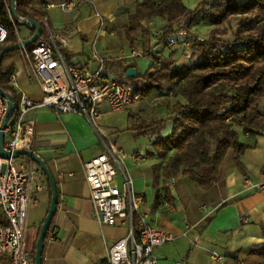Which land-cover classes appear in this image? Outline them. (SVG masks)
Returning <instances> with one entry per match:
<instances>
[{"label": "crops", "instance_id": "obj_1", "mask_svg": "<svg viewBox=\"0 0 264 264\" xmlns=\"http://www.w3.org/2000/svg\"><path fill=\"white\" fill-rule=\"evenodd\" d=\"M66 1L34 0V6L46 13V21L55 32L60 30L68 36L66 51L73 64L95 70L98 64L92 57L94 49L105 61V56H109L120 62L117 70L125 77L129 67L137 68L141 74L136 58L144 51L146 54L148 49L174 61L175 65L185 64L177 55L179 47L155 46L157 40L152 32L165 25L159 18L155 19L160 20L159 26L153 28H150L153 20H144V31L138 34L134 47L130 46L125 26L129 14L135 12L142 0H72V7L65 10L60 4ZM19 35L23 40L28 38V26H20ZM22 64V69L14 63L4 67L12 69L10 74H15L20 92L38 101L42 91L35 80L26 75L23 60ZM170 88L167 83L162 91H153V105L149 107L144 104L135 107L145 100L146 96H142L125 110L111 111L105 102L99 108L100 124L123 151L117 141L123 132L132 133L135 141L140 136H148L146 145L132 142L130 149L131 152L144 150L147 159L138 165L127 157L126 163L135 190L143 196L141 210L147 214L148 222L175 235L173 242L156 247L155 254L164 264L177 261L183 264H264L263 257L251 253L264 244V189L255 187L264 176V128L256 134L243 132L245 141L242 142L251 147L237 161L231 154L226 155L220 166L219 181L211 190L203 191L183 176L181 169L168 173L166 165L173 152L165 159L160 158L152 146L153 140L172 130L174 104L166 98ZM28 117L36 118L35 152L50 168L59 193L52 227L45 240L44 264L105 262L110 247L128 235L129 225L121 220L115 225H100L93 216L83 162L104 150L99 135L79 114L57 115L50 108L39 107L31 110ZM136 122L143 127L153 122L157 124L148 128L146 134L138 135L132 129ZM38 185L46 187L37 191ZM32 194L36 201L28 209L25 231L29 252L37 241L50 204L45 176L35 177ZM161 195L167 205L159 209ZM202 204L207 205L206 211L201 209ZM212 251L218 252L223 260H213ZM0 264H8L7 257L1 254Z\"/></svg>", "mask_w": 264, "mask_h": 264}, {"label": "trees", "instance_id": "obj_2", "mask_svg": "<svg viewBox=\"0 0 264 264\" xmlns=\"http://www.w3.org/2000/svg\"><path fill=\"white\" fill-rule=\"evenodd\" d=\"M15 1L18 15L36 20L43 28L41 38L47 37L46 13L34 6V0ZM158 18L164 20L165 25L155 46H165L164 37L172 33L180 21L191 29L201 22L213 26L208 38L193 40L191 49L196 61L192 64L175 65L174 61L148 49L146 54L152 58V63L144 74L135 77L141 78L143 83L142 87H135L142 96L162 91L167 83L172 94L181 96L182 100L173 105L171 133L153 140L152 146L160 158L165 159L173 152L166 165L168 173L181 169L183 176L199 189L208 191L219 181L220 166L229 151L237 161L251 147L239 139V130L256 134L264 128V113L260 109L264 100V0H201L194 9H189L183 0H142L135 12L129 14L125 26L131 47H134L138 34L144 31V20ZM234 20V37L220 38L218 34L226 32L223 27ZM0 22L7 30L5 41L0 43L2 50L17 42V31L25 24L15 18L14 22L11 21L4 0H0ZM29 29L31 36L34 30ZM16 52L19 50L3 56L0 86L17 102L19 93L7 82L12 69L3 67V60ZM63 53L73 64L66 49ZM160 71L164 74L155 76ZM156 124L153 122L143 127L136 122L132 129L138 135L146 134L148 128ZM21 158L29 160L26 156ZM45 181L51 194L46 177ZM35 246L36 242L30 252L32 264ZM251 253L264 258V244Z\"/></svg>", "mask_w": 264, "mask_h": 264}, {"label": "built area", "instance_id": "obj_3", "mask_svg": "<svg viewBox=\"0 0 264 264\" xmlns=\"http://www.w3.org/2000/svg\"><path fill=\"white\" fill-rule=\"evenodd\" d=\"M4 1L14 22L10 0ZM60 6L70 9L72 0ZM44 25L47 37H40L32 47L19 49L26 75L38 84L42 97L38 101L31 100L20 92L15 74L9 75L7 82L17 90L19 98L4 130V150L11 153L22 149L35 151L37 121L28 117L35 108H50L57 115L75 113L83 116L93 126L104 147L102 152L83 162L93 216L100 225H115L118 220L129 225L128 235L110 247L106 261L101 264H164L154 250L173 242L175 235L148 222L147 214L141 210L143 196L135 190L126 163L129 157L139 165L147 159V154L144 150L126 154L116 146L99 122L102 103H107L111 111L125 110L141 99V93L127 82L109 76L104 67L105 60L96 49L92 53L98 64L95 70L69 63L63 53V49L69 46L68 36L60 30L55 32L46 20ZM152 35L160 40L161 28L154 30ZM6 37L7 30L0 22V43ZM203 39L184 21H180L175 30L164 37V42L167 47H182L184 56L189 59L193 40ZM22 40L17 31V42ZM169 93L172 94V90ZM7 108L8 100L0 94V124ZM17 159L18 168L15 165ZM37 176L44 177V174L31 159L0 156V254L7 257L8 264H32L26 248L25 231L28 209L36 201L32 190ZM45 187L38 185L36 190L41 191ZM255 187L264 189V176ZM164 205L167 201L161 195L157 206L160 209ZM201 209L206 211L207 205L202 204ZM211 258L223 260L216 251L211 252Z\"/></svg>", "mask_w": 264, "mask_h": 264}, {"label": "water", "instance_id": "obj_4", "mask_svg": "<svg viewBox=\"0 0 264 264\" xmlns=\"http://www.w3.org/2000/svg\"><path fill=\"white\" fill-rule=\"evenodd\" d=\"M10 9L12 16L17 19L18 21L24 23L29 28L33 29V34L22 40L21 42H16L14 45L6 46L2 50H0V64L3 59V56L11 51L19 50L21 47H27L39 40V38L42 35L43 28L41 24H39L36 20L31 18H23L20 17L17 13L16 9V1L10 0ZM138 75L137 68L135 67H129L126 70V76L129 78H135ZM0 94L3 95L8 100V108L6 111V114L4 115L2 122L0 124V156L3 158H9V157H20V156H26L35 163L39 165L41 168L43 174L45 175L46 179L49 182L50 189H51V199L49 208L47 211V214L43 220V223L41 225L39 235L36 241L35 246V254L33 258V264H42V258H43V250L45 246V239L48 234V231L50 229L51 223L53 221L54 215L57 210L58 201H59V193L57 189V182L48 167L47 163L39 156L35 151L33 150H16L13 153L4 150L3 144H4V130L7 126V123L11 116L13 115V111L15 108V99L12 96L11 93L3 90L0 86Z\"/></svg>", "mask_w": 264, "mask_h": 264}, {"label": "rangeland", "instance_id": "obj_5", "mask_svg": "<svg viewBox=\"0 0 264 264\" xmlns=\"http://www.w3.org/2000/svg\"><path fill=\"white\" fill-rule=\"evenodd\" d=\"M201 0H183L184 4L189 8V9H194L200 2ZM154 22L150 25V28L153 27H158L159 24L158 22H160V20L156 21L153 20ZM224 28V32L223 34H218V36L220 38L223 39H231L234 37V33H235V28H236V20L232 21V23L225 25ZM197 34L201 35L204 38H208L210 36V33L213 29V26L209 23H205V22H201L199 24H196L195 26H193V28ZM143 41H145V39H143ZM178 52L177 55L181 57V63H185V64H192L193 62L196 61V58L194 57V55L192 54V49H191V57L189 59H187L184 54L185 51L182 47L177 48ZM150 50V49H149ZM153 53V52H152ZM145 54V51L142 53ZM140 55L136 58V62L138 64L139 70L141 74H144L146 72V70L150 67L151 63H152V58L148 55ZM112 55H116L115 53H112ZM119 56H121V53H118ZM106 57V61H105V70L108 71L109 75L113 76V77H117L119 80H123L125 82H127L128 84L134 86V87H142L143 83L141 82V78H134L133 80L128 79L127 77H125L123 74H121L117 68L120 64V62L116 61L113 58H110L109 56H105ZM183 58V59H182ZM15 64L16 66H19L20 69L23 68V64H22V60L20 58V54L19 52H16L14 54H12L11 56L6 57L3 60V67L6 66V64ZM4 69H6V67H4ZM162 73L164 74V72L160 71L159 73H157V75L155 76H159L162 75ZM168 88V86H167ZM154 93H150L146 96L145 100L142 101V103H138V105L136 104L135 107H139L140 105L142 106L143 104L145 106H152L153 105V95ZM167 101L170 103L175 104L178 100H182L181 96L177 93L172 94V95H167ZM152 101V102H151ZM260 109L261 111L264 113V100L260 103ZM140 120V118L138 119ZM239 139L241 141H245V138L243 136V132L242 130H239ZM242 132V133H241ZM132 133H125L123 132L119 137H118V144L122 145L123 148L125 149V153L126 154H131V145L132 142H137V143H142L146 145V143H148V136H140L139 139H137V141L134 140V138L132 137ZM153 136V134H152ZM140 140V141H139ZM231 154V151H229V153L227 154L228 156ZM16 167L18 168V159L15 162ZM36 242V241H35ZM35 245V243H34ZM34 245H32L30 247V251L33 250Z\"/></svg>", "mask_w": 264, "mask_h": 264}]
</instances>
